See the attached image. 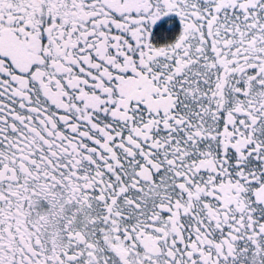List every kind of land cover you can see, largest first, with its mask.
I'll use <instances>...</instances> for the list:
<instances>
[{
    "label": "snow or ice",
    "instance_id": "snow-or-ice-1",
    "mask_svg": "<svg viewBox=\"0 0 264 264\" xmlns=\"http://www.w3.org/2000/svg\"><path fill=\"white\" fill-rule=\"evenodd\" d=\"M0 264H264V0H0Z\"/></svg>",
    "mask_w": 264,
    "mask_h": 264
}]
</instances>
